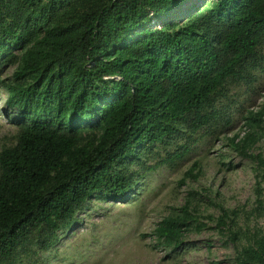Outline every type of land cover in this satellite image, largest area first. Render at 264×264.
<instances>
[{"label":"trees","instance_id":"16d2710c","mask_svg":"<svg viewBox=\"0 0 264 264\" xmlns=\"http://www.w3.org/2000/svg\"><path fill=\"white\" fill-rule=\"evenodd\" d=\"M186 1L0 0V54L22 51L6 105L28 121L0 150V264L26 243L49 250L93 194L122 198L133 185L130 159L141 151L182 137L161 163L181 159L198 131L221 125L226 80L251 86L253 72L264 77V0L197 3L179 23L145 28L148 13L160 20ZM135 29L139 38L127 40ZM263 117L264 103L245 124L260 130ZM67 120H84L91 136ZM255 139L228 142L260 164L246 152ZM194 169L181 184L196 179ZM188 219L183 207L152 235L175 248ZM235 252L233 264H264V237Z\"/></svg>","mask_w":264,"mask_h":264},{"label":"rangeland","instance_id":"374dc122","mask_svg":"<svg viewBox=\"0 0 264 264\" xmlns=\"http://www.w3.org/2000/svg\"><path fill=\"white\" fill-rule=\"evenodd\" d=\"M208 1L187 0L160 20L148 13L145 28L158 30L179 23L192 5ZM139 30L128 31L125 37L135 41ZM21 55L19 49L0 54V150L13 146L18 128L28 123L21 108L6 105L7 85L13 82ZM251 76L255 77L251 86L231 79L224 82L217 101L219 108L226 109L221 125L198 131L194 145L181 159L161 163L167 151L183 143L182 137L167 147L141 151L130 159L133 185L122 198L111 201L93 194L57 233L49 250L39 251L26 243L13 262L5 264H233L236 249L264 237V126L252 129L244 120L264 103V77L259 72ZM67 122L80 128L83 137L91 136L84 120ZM249 133L256 139L246 152L259 156L260 164L239 156L229 145L230 138L238 142ZM194 162L199 165L192 170L196 179L181 184L183 173ZM183 207L189 219L177 247L157 241L152 235L156 224ZM221 209L226 212L222 223Z\"/></svg>","mask_w":264,"mask_h":264}]
</instances>
